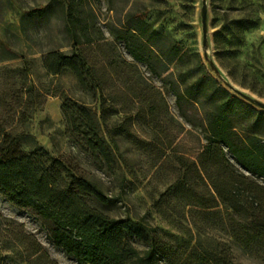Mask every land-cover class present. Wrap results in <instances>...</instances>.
Listing matches in <instances>:
<instances>
[{"label":"rangeland","instance_id":"rangeland-1","mask_svg":"<svg viewBox=\"0 0 264 264\" xmlns=\"http://www.w3.org/2000/svg\"><path fill=\"white\" fill-rule=\"evenodd\" d=\"M201 6L202 0H0V147L10 154L47 150L109 199H87L95 211L155 227L161 255L145 264H264V240L252 241L246 228L264 222V180L227 151V165L202 156L212 112L204 94L220 102V91L202 80L203 93L185 98L180 113L172 90L208 72L234 94L211 60L225 80L264 102V0H206V48ZM139 19L160 33L143 48L157 74L117 37L143 28ZM173 44L182 59L169 51ZM50 52L81 56L89 70L85 83L66 68L48 73L43 56ZM240 99L248 108L235 107L231 119L246 129L264 109ZM64 100L95 110L101 135L117 154L114 171L98 169L72 133ZM250 128L264 138V125ZM32 239L47 258L34 253ZM135 245L142 256L145 247ZM0 264L80 263L52 243L31 210L0 193Z\"/></svg>","mask_w":264,"mask_h":264},{"label":"trees","instance_id":"trees-1","mask_svg":"<svg viewBox=\"0 0 264 264\" xmlns=\"http://www.w3.org/2000/svg\"><path fill=\"white\" fill-rule=\"evenodd\" d=\"M71 7L67 9V15L70 25H73L75 16ZM139 21L144 25L143 28L130 27L117 37L127 42V50L134 60L145 63L152 73L157 74L151 58L143 48H149L152 39L160 33L149 29L141 19ZM169 51L173 57L182 59L177 44L170 45ZM43 66L50 74L69 69L82 85L85 83L84 76H89L85 61L77 54L47 53L43 56ZM204 79L217 88L222 96L220 102H215L212 94H204L212 105V112L203 128L206 143L202 156L206 163L227 165V151L246 172L264 180V138L254 134L250 128L264 125V113H259V122L247 123L246 129L237 128L231 115L235 107L248 106L238 96L225 90L208 72H204L182 91L172 89L180 113L182 101L201 91ZM62 112L72 133L79 137L96 167L114 171L117 154L115 148H110L102 137L95 110L77 107L64 100ZM8 136L7 133L3 134L4 138ZM204 164L201 163L202 166ZM260 190H263L262 186ZM0 193L13 205L31 210L46 229L52 243L80 264H124L132 259L145 264L155 255H161L155 227L141 219L114 218L95 211L87 199L99 202L109 199L94 182L73 175L59 158L43 148L29 153L10 154L9 148L0 147ZM249 227L252 241L264 240V222L253 221L246 226ZM32 242L34 253L47 258L46 251L35 239ZM136 243L145 247L142 256Z\"/></svg>","mask_w":264,"mask_h":264},{"label":"water","instance_id":"water-1","mask_svg":"<svg viewBox=\"0 0 264 264\" xmlns=\"http://www.w3.org/2000/svg\"><path fill=\"white\" fill-rule=\"evenodd\" d=\"M201 31H202V45L204 48L207 46V6H206V0H202V6H201ZM204 56L206 58V55L204 53ZM210 67L215 72L216 76L223 82V84L230 89L236 96H239L243 100L249 102L252 105L258 106L262 109H264V102H261L260 100L253 98L242 91L238 90L236 87H234L230 82L224 79V77L221 75L219 70L214 66L213 62L211 60L208 61Z\"/></svg>","mask_w":264,"mask_h":264}]
</instances>
